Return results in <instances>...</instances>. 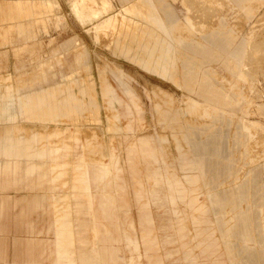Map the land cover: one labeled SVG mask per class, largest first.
Returning <instances> with one entry per match:
<instances>
[{
	"label": "rangeland",
	"instance_id": "rangeland-1",
	"mask_svg": "<svg viewBox=\"0 0 264 264\" xmlns=\"http://www.w3.org/2000/svg\"><path fill=\"white\" fill-rule=\"evenodd\" d=\"M167 1L169 6L157 0H0V146L9 145L8 138L37 134L44 137L34 145L37 150H60L50 159L30 161L40 166L39 174H47L43 179L26 174V159L17 171L0 172V264H61L52 224L63 212L70 214L75 234L74 264H94L96 257L104 260L99 264H111L105 261L109 258L121 259L117 264L130 258L139 264H190L188 252L195 264H253L247 246L256 251L253 257L264 258V0ZM169 3L180 19L163 16ZM16 6L20 17L12 20ZM196 13L199 17L191 16ZM18 21L26 26L22 35L15 27ZM198 49L208 57L193 60ZM159 52L165 65L151 67L150 54ZM183 71L193 75L191 87ZM110 87L117 99L113 108L108 104L112 97H103ZM42 89L55 90L54 102L72 96L79 111L43 121L20 113L15 102L9 106L18 94ZM144 137L151 138L156 161L141 153ZM81 158L90 176L93 162L109 170L103 182L91 183L90 194L95 221L117 227L113 246L118 255L95 256L90 250L94 220L76 183ZM6 162L14 158L0 155V164ZM62 163L68 164L63 171L49 172ZM185 163L196 168L195 199L207 222L201 228L211 230V241L218 244L213 256L195 247L207 232L194 240L191 220L185 218L187 230L177 234L173 207L148 199L152 171L160 168L183 180ZM100 200L110 203L109 219L101 213ZM176 208L186 209L180 202ZM144 211L151 224L142 222ZM146 230L154 243L145 254L141 238ZM236 235L244 241L238 245L240 256ZM125 236L139 242V251ZM79 237L87 241L82 248Z\"/></svg>",
	"mask_w": 264,
	"mask_h": 264
},
{
	"label": "crops",
	"instance_id": "crops-1",
	"mask_svg": "<svg viewBox=\"0 0 264 264\" xmlns=\"http://www.w3.org/2000/svg\"><path fill=\"white\" fill-rule=\"evenodd\" d=\"M157 1L160 4V6H164L163 4L164 2H166V4L168 5L167 0H157ZM172 1L174 3V1L176 2L177 0H172ZM194 1L198 2L200 0H190V1L188 0L187 4L190 5V3L191 2L193 3ZM227 1L236 3L239 0H227ZM183 2H185V0ZM168 6L166 9L168 13L167 14L164 13L163 16L166 15L165 16L166 19L170 17H176L177 19H180V16L177 14L176 8H174L172 4H170V9L168 8ZM28 9L30 10V6L28 7ZM185 10H187V12L190 11V14L194 12L189 6H186ZM204 10L206 11L205 7H204ZM139 11L144 16H147L149 14V11H145L143 10V8L142 10L140 9ZM16 12H19L18 6L14 7L12 10L11 15L15 14L14 16L10 15L12 20L17 17H20L16 15ZM24 15H26V10H25ZM182 15H184V13ZM191 16L199 17L198 13L191 15ZM28 17H34V15L28 16ZM189 17L190 16L186 18H189ZM187 20L189 21V19ZM15 27L19 35H22L24 34V32H26V26L20 21H18L15 24ZM154 48H152L153 53L155 51ZM165 49L167 50V53H168L169 49H168L167 44L165 46ZM204 51H205L204 49H198V58H193V60L195 59L199 60L201 58L205 59L204 57H208L207 54L209 53L207 52L205 53ZM201 52H204V53H201ZM153 53L150 54L148 58L150 62L147 64H150L151 67L152 66L158 67V66L165 65V63L163 62L165 55L160 54V52L157 53L156 55H154ZM213 55L214 57H216L215 53H213ZM187 58L190 61L192 60L191 57H187ZM166 59H168L167 56H166ZM140 63H142L143 66L146 65L145 61H140ZM169 63L171 62L169 61ZM190 63L191 62H189L188 64L189 65L188 68H189V72H192L190 69V66L192 65V63L191 65ZM194 67H198L197 69H199V66H194ZM182 76L184 78V82H186L187 85L191 87V85L188 83H190L191 79L193 78L192 77L193 75H190V73H185L183 71ZM186 83H185V86H186ZM189 91L191 92L193 91V89H190ZM125 93L127 95L131 94L129 89H125ZM198 93L200 94L202 98H207V94L204 91L198 90ZM109 95L112 98L108 101L109 102L108 104L111 108H113L112 103L114 102V100L117 101V99L115 98L114 91L111 87L108 90V92L104 91L103 97H107ZM54 99H55L54 89H42L40 92H32L29 94L27 93V94H22V95L18 94L15 100L11 98V102L9 106L14 105V102H15V105L17 104L20 113L26 114L30 118H38L43 121L54 120L55 118L58 117V114L60 112L64 116H69L70 114H73L79 111V102L77 99L73 98L72 96H70L69 101L65 100L63 102H54ZM114 118L117 119V116H114ZM12 119H15V116ZM9 120H11V118H9ZM57 135H59L58 132L54 133L53 136H57ZM41 139H44V137L39 136L37 134H32L29 138H26V139L21 138V137H18L15 139L8 138L9 145L0 146V155L8 159L14 158V162L13 163L6 162L4 165L0 164V172L2 171L8 172L11 170L17 171L19 169V161L21 159H26L27 161H29L28 166L26 167V171H25L26 174L29 176H32L34 174H37L38 176H40L41 174L38 173L40 166L30 161H32L33 159H38V158L39 159H46V158L50 159L52 158L53 155H56L60 151L58 148L51 149L47 147H43L40 150H37L34 147V145L37 144L39 141H41ZM159 140L163 142L161 138H159ZM139 141H140L139 149L141 153L153 159L154 161H156L155 150L150 145L151 138L144 137V138H141ZM65 148L67 149L68 147L65 146ZM133 155H134V147L129 150L128 156L131 158ZM185 164H186L185 165L186 167H182V170L186 172L183 176L184 181L178 178L174 174L168 175V174L161 173L160 168H157L156 170L152 171L149 175V178L152 180L153 184H152V188L149 190V192H147V194L149 195L148 199L154 204L168 203L173 207L172 214L176 216L179 220L177 234L180 235L184 233L185 230H187L186 225L184 224L185 218H190L191 220L190 223L193 225V228L195 230V234L193 235L194 240L199 239L203 233L207 232L208 233L207 238H203L199 240L196 243L195 247L201 248L202 250L201 253L206 255V257L213 256L217 251L218 244H216V242L211 241V235H212L211 230H206V228L204 229L201 228V223H207V222L201 219L202 215L199 214V212L202 211V207H200V204L195 199L196 192H197L196 184L198 181V177L197 175H193L192 173L196 168L191 163H185ZM67 165H68L67 163H62L58 165L56 164L49 168V172H53L55 170L63 171V169H65ZM92 165H93L92 176H90L88 164L85 163L82 158L80 159V162L75 165V170L79 172V175L76 178V183L79 185V188L82 190V194L87 199V202H86L87 213L90 214L94 220L93 226L91 227V233L93 235V240L90 241V243L92 244L90 250L94 253L95 256H99L101 254L118 255V248H115L113 246V242L114 243L117 242L113 236V231L117 230V227H115L114 225L106 226L103 224H99L97 221H95L96 217L93 211L94 199L92 195L90 194L91 183L99 184L103 182L105 178L108 176L109 170L107 168V165L101 163L100 161L93 162ZM198 169L199 167L197 165V170ZM116 170L120 171V169H116ZM62 174L63 173H59V175L57 176H60ZM41 176H42L41 178L43 179L44 177L47 176V174L43 173ZM54 180L55 179H51V182H53ZM186 185H188V187ZM76 188H78V186H74V189ZM184 195L186 196L184 197ZM137 198L141 199L142 196L138 195ZM178 202L184 204L185 208L190 211V214H187L186 209L178 210L176 208V204ZM221 202L222 203H220L219 205L220 210H222V205L224 204L222 200ZM109 205H110L109 201L108 202L106 200L99 201V208L105 219L107 218L109 219V215H110L108 212ZM146 207H147V204L143 206V208H146ZM52 208L55 209L54 204H52ZM69 215L70 214L68 212H63L62 215L55 216V220L52 224V228L54 229V235H55V241H54V246L56 250L55 252L58 255L56 262H59L61 264H74V259L70 256V254L75 245V234L72 231L71 223L68 220ZM141 220L142 222H145L148 224L152 223V219L150 215L146 214L145 211L141 215ZM218 221H219V226H222L223 225L222 217H220ZM172 228L173 227L170 226V227L162 228V229L170 230ZM220 232H221V237H224L222 233V228L220 229ZM150 236H151V232L149 230H146L144 232V236H142L141 238L145 254L152 247L154 243V240L151 239ZM181 237L183 238L184 235H181ZM231 238H233V236ZM233 239L236 241L235 246L237 248L238 256H240L241 252H239L238 250V245L244 241H240V239L238 238V235L234 236ZM226 240H227V237H226ZM125 241L128 245L133 246L134 251H139V249L141 248L139 245V242L135 239L125 236ZM249 241L250 240L248 239L246 241L248 245L250 243ZM77 242L81 248L83 247V245H86L87 243L85 238H82V237H79L77 239ZM225 245H226V251L227 252L230 251L229 249L231 247L228 245V242H226ZM247 248H248L247 253L252 255V258H250V260L252 261L253 264H261V263L264 264V258H261L260 260L259 258L253 257L254 255H256V251L254 253V250L252 251L249 250L250 248L249 246H247ZM36 256L42 257L41 255H34L32 257L36 258ZM140 257L141 256H138V258ZM8 258H12L14 261V256H8ZM185 259L188 260L190 264H195L196 260L195 258H191L189 252L185 253ZM92 261H94V264H99L101 262H104L103 259L97 258V257L92 259ZM105 261L111 264H117V262L121 261V259L109 258ZM126 264H139V263L136 262L135 259L130 258L126 262Z\"/></svg>",
	"mask_w": 264,
	"mask_h": 264
}]
</instances>
